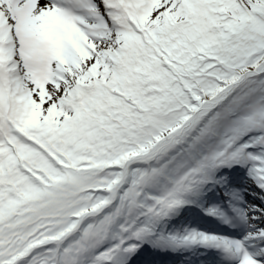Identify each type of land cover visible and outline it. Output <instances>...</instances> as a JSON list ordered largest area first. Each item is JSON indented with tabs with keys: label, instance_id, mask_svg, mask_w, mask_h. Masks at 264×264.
Listing matches in <instances>:
<instances>
[{
	"label": "snow or ice",
	"instance_id": "6c2138e0",
	"mask_svg": "<svg viewBox=\"0 0 264 264\" xmlns=\"http://www.w3.org/2000/svg\"><path fill=\"white\" fill-rule=\"evenodd\" d=\"M0 264H264V0H0Z\"/></svg>",
	"mask_w": 264,
	"mask_h": 264
}]
</instances>
